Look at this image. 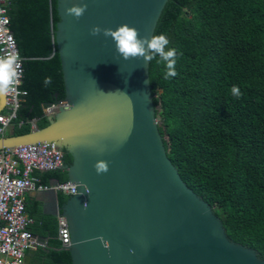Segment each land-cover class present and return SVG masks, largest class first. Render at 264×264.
I'll return each instance as SVG.
<instances>
[{
    "label": "water",
    "instance_id": "95a60500",
    "mask_svg": "<svg viewBox=\"0 0 264 264\" xmlns=\"http://www.w3.org/2000/svg\"><path fill=\"white\" fill-rule=\"evenodd\" d=\"M168 0H57L52 31L65 83L63 106L29 133L0 136V149L44 141L72 156L77 184L54 214L69 225L72 264H264L230 239L214 207L187 185L168 156L150 82V61L125 60L94 25L128 24L151 38ZM87 4L79 19L66 7ZM55 51L53 52V54ZM6 95L0 96V113ZM98 160L108 163L97 173ZM56 193V192H54ZM58 199V193H56Z\"/></svg>",
    "mask_w": 264,
    "mask_h": 264
},
{
    "label": "trees",
    "instance_id": "16d2710c",
    "mask_svg": "<svg viewBox=\"0 0 264 264\" xmlns=\"http://www.w3.org/2000/svg\"><path fill=\"white\" fill-rule=\"evenodd\" d=\"M11 29L24 60L27 95L8 135L48 125L44 109L65 99L52 31L57 0H11ZM177 50V75L165 79L159 56L149 73L160 132L184 181L206 200L233 241L264 259V0H168L154 35ZM55 53L53 54V52ZM51 76L47 87L44 78ZM233 85L242 95L231 94ZM24 121L22 125H19ZM65 163L72 156L65 152ZM41 181H67L66 170L36 172ZM68 195L59 192V208ZM31 231L49 236L45 264H72L58 236V219L26 201Z\"/></svg>",
    "mask_w": 264,
    "mask_h": 264
},
{
    "label": "built area",
    "instance_id": "2783aa9c",
    "mask_svg": "<svg viewBox=\"0 0 264 264\" xmlns=\"http://www.w3.org/2000/svg\"><path fill=\"white\" fill-rule=\"evenodd\" d=\"M0 0V56L19 55L21 65L20 85L6 95L5 107L0 113V136L14 127V121L27 90L21 87L25 72L26 59L18 48L17 40L11 29L9 3ZM62 100L44 109L45 116L51 114ZM21 121L19 125H22ZM32 128L36 119L30 121ZM65 152L56 142L44 141L0 149V264H27L25 251L34 248L37 241L30 227L34 219L26 211L28 192H62L68 198L77 193V184L71 181L51 179L49 183L41 181L36 172L64 170ZM58 236L63 245L70 243V230L66 217L58 214Z\"/></svg>",
    "mask_w": 264,
    "mask_h": 264
},
{
    "label": "clouds",
    "instance_id": "9594fccd",
    "mask_svg": "<svg viewBox=\"0 0 264 264\" xmlns=\"http://www.w3.org/2000/svg\"><path fill=\"white\" fill-rule=\"evenodd\" d=\"M87 10V4H73L66 7V14L79 19ZM103 34L105 37H111L115 42L117 52L125 59L129 58H143L149 62L155 57L165 62L166 72L165 79L175 77L177 75L175 65L177 59V50L169 48V39L165 34L152 35L150 39L147 37H140L138 29L128 24H121L115 29L101 28L99 25H94L90 34L98 36ZM21 65L19 63L18 54H10L7 56H0V96L7 95L14 91L21 83ZM52 82V77L44 78V85L47 87ZM231 94L239 98L242 93L240 87L233 85ZM108 163L105 160H98L95 164L97 173H106L108 171Z\"/></svg>",
    "mask_w": 264,
    "mask_h": 264
},
{
    "label": "crops",
    "instance_id": "0c3cea01",
    "mask_svg": "<svg viewBox=\"0 0 264 264\" xmlns=\"http://www.w3.org/2000/svg\"><path fill=\"white\" fill-rule=\"evenodd\" d=\"M11 131L10 129L9 132ZM26 201L30 205H33V207L40 208L43 214L54 215L57 212L58 199L54 192H28L26 194ZM33 234L37 244L34 248H28L25 251L24 260L27 264H45L44 253L51 250V246L49 245L50 237L42 235L38 230L33 231Z\"/></svg>",
    "mask_w": 264,
    "mask_h": 264
},
{
    "label": "rangeland",
    "instance_id": "374dc122",
    "mask_svg": "<svg viewBox=\"0 0 264 264\" xmlns=\"http://www.w3.org/2000/svg\"><path fill=\"white\" fill-rule=\"evenodd\" d=\"M159 123H161V118H160V116H159ZM7 135H8V132H7Z\"/></svg>",
    "mask_w": 264,
    "mask_h": 264
}]
</instances>
